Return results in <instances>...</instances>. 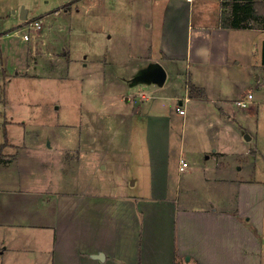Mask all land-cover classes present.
I'll list each match as a JSON object with an SVG mask.
<instances>
[{
	"label": "crops",
	"instance_id": "crops-1",
	"mask_svg": "<svg viewBox=\"0 0 264 264\" xmlns=\"http://www.w3.org/2000/svg\"><path fill=\"white\" fill-rule=\"evenodd\" d=\"M4 1L0 17L8 13V18L18 20L20 26L11 34L4 23L0 24V130L5 126L9 136L10 130L19 127L25 133H19L22 137L18 143L7 137L8 144L0 159V264H264V168L259 169L258 176L246 179L233 175L226 163L229 154L218 144L219 133L238 129L233 125V114L240 116L234 104L240 108L236 102L253 95L249 92L230 99L228 93L249 83L247 74L244 82V73L264 74V29L222 28L220 5L218 12L206 5L207 10L196 16L194 4L183 0L105 3L111 9L110 15L118 13L117 17L121 18L120 13L125 14L128 8L127 16L135 17L136 28H144L146 24L149 30L156 26L158 31L157 39H133L126 36L131 34L127 30L122 38L130 42L133 52L140 48L142 52L126 57H121L119 52L112 55L110 64L123 67L130 77L123 80L127 94L135 96L134 101L143 100V110L132 111L130 116L136 124L145 123L144 139L149 152L146 179L138 176L132 183L136 186L147 181L149 191L112 198L99 193L97 187L100 195L91 194L89 184L81 191L76 190L77 186L63 185L67 180L66 157L73 156L72 149L66 154L53 147L51 140L46 148L33 146L41 135L32 137L30 131L26 132L28 120L18 118V106H29L30 99L29 92L20 86L23 75L20 76L17 64L22 61V68L28 70L29 59L38 54L37 47L30 35L25 40L23 34V40L18 39L16 46L10 40L25 32L28 22L43 17L31 20L25 5H18L17 0ZM153 8L160 13L158 19ZM61 9L44 16L47 22L42 21V27L34 33L41 30L45 39L55 28L53 21L70 10ZM205 15L208 23L205 17L200 22L199 17ZM136 16L144 20L140 22ZM195 16L198 23L194 22ZM113 37L107 39L118 38ZM103 42L101 38L90 39L88 50L94 54L96 45ZM23 45L27 47L21 49ZM89 58L87 54L81 72L84 83L101 86L109 63L106 59L102 67L104 62L98 57ZM121 59L127 60L122 64ZM153 65H160L166 71L163 85L140 78ZM100 68H104L100 70L103 74H98ZM131 69L133 74L129 76ZM188 84L204 91L205 99H188ZM177 85H180L178 91L170 96L157 93ZM260 85L264 88V80ZM16 86L18 92L12 98L9 92ZM185 97L182 141L192 120L204 129L206 137L201 138L197 147L182 142L186 151L174 163L176 156L171 159L174 153L171 147L176 117L163 109L166 104L181 102ZM127 99L126 106L131 103V98ZM254 100L255 95L246 107L254 104L247 115H255L260 109L261 102ZM182 160L188 162L184 170H181ZM138 164L141 167L142 162ZM56 165L63 170L58 183L54 171L51 172ZM105 221L107 236L103 231L93 234L94 228L104 227Z\"/></svg>",
	"mask_w": 264,
	"mask_h": 264
},
{
	"label": "rangeland",
	"instance_id": "rangeland-1",
	"mask_svg": "<svg viewBox=\"0 0 264 264\" xmlns=\"http://www.w3.org/2000/svg\"><path fill=\"white\" fill-rule=\"evenodd\" d=\"M17 1L19 2L18 5H25L30 10L29 17L31 20L43 17L41 22H47L44 16H48V13L56 9L62 8L65 11L66 8H70L67 13H64V16L53 21L55 28L51 29L45 39L42 37L43 34L40 33L41 30L34 33V30L28 31L26 26L24 28L26 29L25 32H21L20 36L14 35L10 40L16 46L17 40L20 39L18 41L21 42L23 34H28L30 40L34 41L37 47L36 52L38 54H36V58L32 56L29 59L28 70L22 68V61L17 64V70L21 74L19 75H23V79L19 80L22 84L20 86L26 92H29L27 97L30 99L31 104L29 106H18V118L28 120L26 132L30 131L32 137H35L36 134L41 135L40 141L36 142L34 140L36 144L34 142L33 146L46 148V144L51 140L53 147L66 151V154L68 149H72L73 156H69L70 154L67 157L64 156L68 160L64 168L67 174L64 186H77L76 190L81 191V188L89 184L91 194L99 192L104 195H111L109 197L112 198L118 194L124 196L145 194L149 191V182L144 183L143 181L136 186L132 183L138 176L142 178L141 180L146 179L149 152L144 135H146L147 129L145 123L136 124L130 116L132 111L143 110L141 108L143 100L134 101L135 96L127 94L128 87L123 83V80L130 78L127 71L123 67L117 68L116 65L113 66L110 63H112L113 52H119L118 54L121 57L142 52L141 48L133 52L129 48L130 42L122 38L123 35L127 34V30H130L131 34L126 36L133 39H157V27L153 26L149 30L145 24L144 28H136L135 17L131 13V16H127L130 12L128 8H125V14L120 13L121 18L117 17L118 13L110 15L111 9L105 4L110 0H104V2L101 0ZM5 4L4 0H0V9H4ZM206 5L207 7L213 6L212 10L218 12L220 4L218 1L213 0H199L194 3L195 15L197 16L198 13L203 14L207 10ZM200 6L203 7L198 8ZM119 9L123 11V7ZM153 12L156 19H158L160 13L155 8H153ZM8 15V13H5L6 17L4 15L0 17V24L4 23L7 31H11L12 34L18 30L20 25L17 24L18 20L8 18ZM196 16L194 18L195 23H198L201 17H205V23H208L206 15L200 16L199 21ZM137 18L139 17L136 16ZM142 18H139L140 22ZM251 27L264 29V19L254 18ZM139 30L141 31L137 33ZM254 34L252 33V36ZM110 36L118 38L107 39ZM100 38L104 39V42L99 43L94 48L96 56L88 50V42L90 39ZM26 47V45H23L21 49ZM102 52L105 56H99V53ZM87 54L90 57L89 59L98 57L102 60L104 62L102 67L106 59L109 63L106 66V79L105 81L101 80V86L87 84L86 81L84 83V75L81 72H83ZM126 60L121 59L120 62L123 64ZM100 70H104V68L98 70V74H103V71ZM25 72L27 73L23 74ZM254 72L244 73L243 80L245 82V75L247 74V83H249L243 84L242 87L233 91V93H228L227 96L233 99L239 94L247 95L251 92L255 95L253 102H261L260 109L258 108L255 111V115H247L253 110V103L246 109L238 108L234 104V108L240 116L233 114V125L236 124L238 129L234 128L235 131L226 130L219 133L218 143L220 148L229 154L226 160V163L230 165L229 171L233 175L237 174L240 178L242 176L244 179L250 178L252 175L258 176L259 169L264 168V88L260 85L264 80V74ZM132 74L131 69L129 70V76ZM13 76L16 75L11 77ZM185 80L182 82L184 83ZM5 84H7V81H5L3 87ZM167 86L168 84L164 88ZM21 87H19V91H21ZM179 87L180 85L173 86L171 89H164V91L157 93L170 96L169 94L178 91ZM151 91L155 92L153 89ZM17 92V86L12 91L10 89V97L13 98ZM23 94L21 92V95ZM109 95L113 96L110 98ZM128 97L131 98V103L126 106ZM187 98L191 99L190 96H187ZM202 99H205V94L200 100ZM185 100L186 97L182 99V101ZM179 103V101L176 103L172 101L165 105L166 109H163L176 117L174 118L175 136H173L175 139L173 140V147H171L174 152L171 154V159L174 154L176 156L174 163L186 151V149H183L182 142L185 141L188 147H197L201 144V138L205 139L206 137L204 129L192 120L185 131V140L182 141L184 116L177 112L176 108ZM189 115L187 114L185 117ZM19 133L24 134L25 129L22 130L18 127L17 130H10L8 136L3 128L0 130V144L4 143L7 137L16 141L15 143L20 142L22 135H19ZM247 136L252 137V139L246 141ZM138 162H142L141 167ZM239 166L241 170H238ZM144 170L145 172H143ZM53 171L55 182L58 183L63 170L56 165L55 169L51 170V172ZM107 229L108 225L105 221L104 227L97 230L94 228L93 234L103 231L104 235L107 236Z\"/></svg>",
	"mask_w": 264,
	"mask_h": 264
},
{
	"label": "trees",
	"instance_id": "trees-1",
	"mask_svg": "<svg viewBox=\"0 0 264 264\" xmlns=\"http://www.w3.org/2000/svg\"><path fill=\"white\" fill-rule=\"evenodd\" d=\"M259 17H264V0H236L232 10L221 13L220 26L226 29H253L254 27H251L253 19ZM188 91L190 98L201 99L204 96L203 91L193 84H188ZM7 144L8 140L5 138V142L0 146V159ZM244 222L248 225L247 221Z\"/></svg>",
	"mask_w": 264,
	"mask_h": 264
},
{
	"label": "built area",
	"instance_id": "built-area-1",
	"mask_svg": "<svg viewBox=\"0 0 264 264\" xmlns=\"http://www.w3.org/2000/svg\"><path fill=\"white\" fill-rule=\"evenodd\" d=\"M188 4H194L199 0H183ZM220 3V11L221 13H223L224 11H230L233 9L234 3H236V0H218ZM29 25L27 26L28 30H38L42 27L41 25V20L40 21H30L28 22ZM25 40L29 39V35L25 34L24 35ZM253 98V95H249L247 99L244 100H239L236 102V104L241 107V108H246L249 103L250 100ZM187 100L185 101H181L178 106H177V112L181 115H184L186 113V109H185V104H186ZM181 170H184L187 166H188V162L182 160L181 161Z\"/></svg>",
	"mask_w": 264,
	"mask_h": 264
},
{
	"label": "water",
	"instance_id": "water-1",
	"mask_svg": "<svg viewBox=\"0 0 264 264\" xmlns=\"http://www.w3.org/2000/svg\"><path fill=\"white\" fill-rule=\"evenodd\" d=\"M263 62H264V43H263ZM140 78L146 82H153L158 85H163L167 79V73L164 68L160 65H153L144 71ZM249 138V136H247ZM104 258V255H101Z\"/></svg>",
	"mask_w": 264,
	"mask_h": 264
}]
</instances>
